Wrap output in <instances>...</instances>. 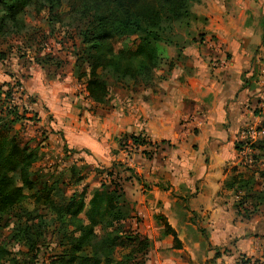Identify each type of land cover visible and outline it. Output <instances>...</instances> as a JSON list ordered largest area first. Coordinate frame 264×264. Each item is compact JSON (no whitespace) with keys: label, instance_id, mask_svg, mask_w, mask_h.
Segmentation results:
<instances>
[{"label":"crops","instance_id":"0c3cea01","mask_svg":"<svg viewBox=\"0 0 264 264\" xmlns=\"http://www.w3.org/2000/svg\"><path fill=\"white\" fill-rule=\"evenodd\" d=\"M203 9L198 18L206 20L207 36L183 53L190 68H174L151 87H136L139 91L122 102L129 106L132 135L155 147L163 144L165 156L169 144L173 159L167 162L178 170L171 175L163 170L156 187L138 200L148 216L141 230L150 242L148 264H236L240 256L264 264L263 207L246 220L237 215L231 191L225 189L237 175L234 167L241 165L243 152L237 147L245 140L242 129L264 121L244 108L254 98H264L259 90L246 89L264 53V0H222ZM211 41L215 50L207 45ZM40 97L54 126L62 125L74 144L89 148L85 117L80 118L82 97L63 104L60 92ZM124 121L118 120L112 132L124 131ZM104 126L108 129L109 120ZM159 218L177 234L179 244L165 235Z\"/></svg>","mask_w":264,"mask_h":264},{"label":"rangeland","instance_id":"374dc122","mask_svg":"<svg viewBox=\"0 0 264 264\" xmlns=\"http://www.w3.org/2000/svg\"><path fill=\"white\" fill-rule=\"evenodd\" d=\"M216 1L222 0H199L193 4L191 12L197 17L203 15V8L210 7ZM199 18L197 21L190 20L189 27L177 28V34L173 36L178 48L182 49L180 59L177 47L161 46L164 63L155 76V83L170 76L174 68L184 71L190 68V59L183 55L184 51L193 43H203L202 38L207 36L203 34L207 27L206 20ZM24 20L27 27L23 33L0 38V122L10 128V134L16 136L21 144L38 150L41 159L31 169L33 183L39 191L46 186L53 187L54 199L61 204H66L74 194H85L89 202L95 192L112 191L117 184L125 192L126 211L130 212L125 222L128 234L146 237L141 234V230H145L148 216L138 208V200L147 195L151 187H156L157 178H160L163 170L167 169L170 175L178 170L170 169L167 162L173 159L169 144H165L169 146V150L166 149L167 156L161 153V143L156 147L137 148L132 145L130 136L134 131L128 119L129 106L122 102L125 98L131 99L133 91L139 89L131 83H114L109 79V104L100 107L90 100L84 84L78 83L74 75L77 68L88 71L89 59L84 55L79 36L81 25L76 24L69 15L66 0L57 17H50L37 3L26 10ZM260 29L264 33V25ZM208 44L213 43L211 41ZM214 46L210 45V49L215 50ZM120 47L121 43H118L116 48ZM262 55L261 66L256 64L253 80H248L246 84L249 91L264 93V53ZM170 62L174 63V67L169 72ZM71 88L77 89L73 92ZM138 88L143 89L144 86ZM53 91L62 94L61 104L71 102L75 96L82 97L79 102L80 118L85 117L84 135L90 142L89 148L74 144L69 130L65 134L62 125L54 126L53 114L45 108L40 97L50 96ZM7 92L11 95L8 96ZM244 108L253 112L255 118L264 120L263 97L254 98V102H248ZM106 119L109 120L108 129L104 126ZM121 119L125 120L124 131L112 132ZM252 128L264 130V121L242 129L246 136L240 145L243 152L239 158L241 165L234 167L236 176L250 182L252 186L250 190H239L238 195L229 192V198H232L241 214L246 210H254L255 202L249 200V196L264 189V146L263 149H251L252 146L260 147L257 146L259 143L264 144V135L256 138L249 136L248 132ZM191 132L194 135L199 133L198 129H192ZM78 176L83 179L80 184L76 183L79 182ZM33 206L31 204L29 208ZM40 214L41 219L37 217L30 225L41 249L38 264H49L68 246L64 243L60 225L52 220L49 212L43 210ZM12 228L11 225L0 230L1 242L12 233ZM13 250L26 252L21 244H16Z\"/></svg>","mask_w":264,"mask_h":264},{"label":"trees","instance_id":"16d2710c","mask_svg":"<svg viewBox=\"0 0 264 264\" xmlns=\"http://www.w3.org/2000/svg\"><path fill=\"white\" fill-rule=\"evenodd\" d=\"M64 2L0 0V38L26 30L24 15L28 8L40 3L43 11L54 18ZM66 2L69 15L81 25L79 36L84 55L89 59L88 71L77 68L74 75L78 83L84 84L90 100L100 107L110 102L109 79L114 83L151 87L164 63L161 46L178 48L173 38L177 28L189 27L190 20H199L191 12L193 4L199 0ZM118 43H121L120 49L116 48ZM177 51L180 59L182 49ZM173 67L174 63L170 62L169 72ZM7 95L11 93L7 92ZM14 121L12 123H16ZM9 129L0 122V230L13 226L8 238L2 242L0 239V264L39 263L41 249L30 223L37 217L41 219L43 210L60 225L64 243L68 246L49 264H146L150 242L141 235L128 234L125 222L130 212L126 211L125 192L117 184L112 191L95 192L89 202L85 194H74L66 204L58 203L53 187L46 186L39 191L33 183L31 169L41 159L38 150L21 144ZM130 139L137 148L152 145L140 136L132 135ZM262 145L259 143L257 146L260 147L252 146L251 149H263ZM237 149L241 151L242 147ZM262 176L264 181V172ZM82 180L78 176L76 183L80 184ZM251 186L250 182L235 176L226 183L225 189L238 195L239 190H250ZM249 197L255 202L254 210L241 214L235 205L237 215L246 220L264 206V189ZM31 204L35 206L29 208ZM159 221L164 224L165 235L174 237L175 243L179 244L177 234L166 220L159 218ZM16 244L23 245L26 252L13 250ZM219 256L218 253L216 258ZM240 258L247 259L244 264L250 260L245 256Z\"/></svg>","mask_w":264,"mask_h":264},{"label":"built area","instance_id":"2783aa9c","mask_svg":"<svg viewBox=\"0 0 264 264\" xmlns=\"http://www.w3.org/2000/svg\"><path fill=\"white\" fill-rule=\"evenodd\" d=\"M186 123H190V121L188 120ZM248 135L251 136V137H259V136H262L264 135V130H255L254 128H252L249 132H248ZM244 261H247V259H242L240 258L238 260V262H236V264H244ZM246 264H263L262 261H255V260H252L250 259Z\"/></svg>","mask_w":264,"mask_h":264}]
</instances>
